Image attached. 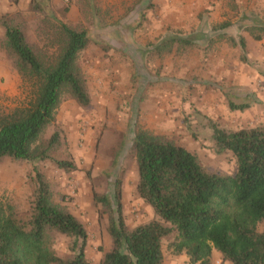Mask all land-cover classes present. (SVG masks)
I'll list each match as a JSON object with an SVG mask.
<instances>
[{"label": "rangeland", "instance_id": "374dc122", "mask_svg": "<svg viewBox=\"0 0 264 264\" xmlns=\"http://www.w3.org/2000/svg\"><path fill=\"white\" fill-rule=\"evenodd\" d=\"M3 20L21 27L46 56L55 51L56 20L88 30V45L77 61L90 103L81 106L64 96L42 134L45 141L60 130V145L51 155L72 158L77 169L64 171L50 161L36 165L53 199L84 224L90 264H98L111 247V212L94 200V192L112 200L120 180L129 228L156 216L135 189L132 139L138 127L184 146L207 170L232 174L235 157L229 150L219 152L214 127L264 126V0H0V108L8 111L26 101L29 85L2 46ZM196 31L208 37L161 53L151 45L166 33ZM229 102L249 107L231 109ZM31 168L25 161H0V198L21 213L31 200ZM258 228L263 230L264 222ZM173 237L161 240L162 264H190L185 253L170 251ZM66 243L56 238L59 254H65ZM218 255L214 250L213 264H222Z\"/></svg>", "mask_w": 264, "mask_h": 264}, {"label": "trees", "instance_id": "16d2710c", "mask_svg": "<svg viewBox=\"0 0 264 264\" xmlns=\"http://www.w3.org/2000/svg\"><path fill=\"white\" fill-rule=\"evenodd\" d=\"M34 8L41 6L35 2ZM2 22V46L29 88L23 104L8 111L0 108V161L30 164L32 192L24 213L0 198V264H90L84 224L53 199L36 165L50 161L64 171L77 169L72 158L51 155L60 145V130L45 141L42 134L54 122L64 96L81 106L90 103L77 61L88 45V30L56 20L51 42L55 51L46 56L28 42L21 27ZM207 37L202 31L166 33L151 45L161 53ZM240 45L245 48L243 39ZM229 106L241 111L249 107L233 102ZM214 138L219 152L229 150L235 157L234 173L209 171L184 146L138 127L132 139L138 171L135 189L156 216L129 228L120 180L115 181L113 201L94 192V200L111 212L107 226L111 247L102 252L98 264H162L161 240L170 234H174L170 251L185 253L190 264H213L214 250L222 264H264V229L258 228L264 222V126L237 130L215 126ZM57 237L67 239L65 254L55 249Z\"/></svg>", "mask_w": 264, "mask_h": 264}]
</instances>
